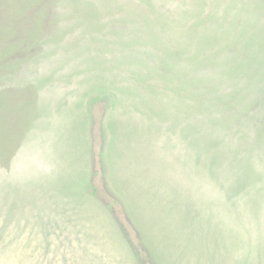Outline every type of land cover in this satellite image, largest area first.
Instances as JSON below:
<instances>
[{
	"label": "rangeland",
	"instance_id": "obj_1",
	"mask_svg": "<svg viewBox=\"0 0 264 264\" xmlns=\"http://www.w3.org/2000/svg\"><path fill=\"white\" fill-rule=\"evenodd\" d=\"M79 100L99 211L77 222L76 234L97 230L84 260L264 264V0H0V187L39 180L41 151L68 159V118L50 133L58 144L38 122ZM136 111L157 118L158 154L145 170L119 161L117 190L103 166L108 119ZM22 216L17 233L0 228V264L49 251L86 264L70 251L84 246L74 229L35 207Z\"/></svg>",
	"mask_w": 264,
	"mask_h": 264
},
{
	"label": "crops",
	"instance_id": "obj_2",
	"mask_svg": "<svg viewBox=\"0 0 264 264\" xmlns=\"http://www.w3.org/2000/svg\"><path fill=\"white\" fill-rule=\"evenodd\" d=\"M114 98L117 103L121 104L119 106L122 108L126 106L124 103H121L117 97ZM77 102L79 103L77 108H61V114L54 112L49 117V121L52 116H59V118L51 122V126L43 127L47 122L43 121L44 124H42V121L38 122L39 128L43 131L44 141L50 142L53 139L51 142H57L58 144L59 141L58 138H56L57 136L55 134L51 135L50 133L53 132V130L58 131L61 121L64 122V120L68 118V123L64 130L65 134H67V140L62 139V144L67 146L66 157L68 159L62 160L58 157L51 161L49 157L41 151V154L44 155V157L39 158L36 171H41L39 180L36 176H31L28 182H32V184H29L25 179L16 178L14 181L5 183L4 187H0V213L3 211H5V214L8 213L7 215L0 214V228L6 231L9 229L10 232L17 233V231L25 224L23 221V217L25 216H22L23 212L29 210L31 207L37 208V212L38 210H45L53 215L55 220L58 218L64 225H68L74 229L72 236L75 238V243H77L78 237H83V239H85L83 241L84 246H77L80 251L75 252V249H71L70 251L79 260H83L86 264H89L88 261L83 259V256H85L83 254L87 248L85 242L92 237L91 233L87 230L93 232H96L97 230L88 227L82 233L76 234L77 230L79 231V229H82L78 228L77 222L78 220L84 222L86 219V223L91 222L89 219H94V217L90 218V214H94L96 211L98 214L99 211L94 204L93 197L88 193V188L91 190L93 180L95 179V175L93 176V164L95 163V161H93V139L91 140L89 138L86 119L77 122L75 121L77 117L81 116V113L87 117V110L80 107L83 102L80 100ZM77 113V117L72 119ZM122 115L123 121L117 120L120 114H113L108 119L109 143L105 157L103 158V166L104 169L107 170V177L113 184L117 185V190H120V188L122 189L119 182L116 180V175L120 168L119 161L124 160L126 164L131 162V165H136L145 170V165L140 163H145L148 160V157L157 158L158 154V140L156 141L155 138V135L157 136L158 132L157 118H152L151 113L148 117L137 111L136 115L141 119L130 118L129 113L127 112H123ZM128 126H131L130 132H132V135L130 137H126V134L128 133L126 129ZM76 131H78V135L75 134ZM54 138H56V140H54ZM139 140L141 144H139ZM144 143H149L150 145L146 146ZM156 162L157 161L155 160L154 163ZM124 181L125 178L120 180V182ZM147 183L144 185L149 188ZM155 187H157V185ZM49 189L54 190L57 194V200L53 201L57 203V205L53 203L52 206L49 204L47 205L46 199L48 197L46 196V191ZM60 198L62 200H59ZM46 205L47 207L45 208L44 206ZM67 205L71 208L63 211V206ZM61 210L67 214L61 213ZM78 211L79 213L77 217ZM35 217L36 216H33V218ZM29 218L31 217H25L24 219L29 220ZM11 220L15 221L17 225L15 226L14 224H11ZM69 221L71 222L68 223ZM72 222H74V227H72ZM71 248H74V246ZM43 253L45 255H41L40 253L32 254V257L36 256V260L32 264H57V259L52 258L50 251L48 254H46V252ZM92 260L93 258L91 261ZM128 262L132 263L131 259H129Z\"/></svg>",
	"mask_w": 264,
	"mask_h": 264
}]
</instances>
